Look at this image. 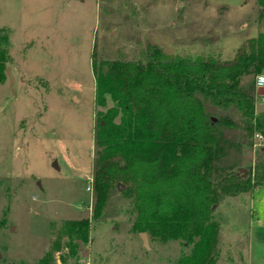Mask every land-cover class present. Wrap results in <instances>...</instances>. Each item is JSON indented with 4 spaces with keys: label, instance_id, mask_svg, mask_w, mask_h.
<instances>
[{
    "label": "rangeland",
    "instance_id": "374dc122",
    "mask_svg": "<svg viewBox=\"0 0 264 264\" xmlns=\"http://www.w3.org/2000/svg\"><path fill=\"white\" fill-rule=\"evenodd\" d=\"M0 28L11 57L0 80V264H178L181 241L146 233L143 246L125 186L94 215L96 127L114 103L97 104L92 64L144 61L149 45L169 59L230 61L264 33L258 0H0ZM262 148L229 149L214 179L247 174ZM217 212L216 264H264V186ZM83 219L89 240L72 252L61 231Z\"/></svg>",
    "mask_w": 264,
    "mask_h": 264
},
{
    "label": "trees",
    "instance_id": "16d2710c",
    "mask_svg": "<svg viewBox=\"0 0 264 264\" xmlns=\"http://www.w3.org/2000/svg\"><path fill=\"white\" fill-rule=\"evenodd\" d=\"M258 3L264 9V0ZM9 48L0 28V80ZM92 68L97 104L105 106L108 96L114 103L96 127L94 215L125 186L140 232L163 243L181 241L189 252L178 264H216L220 204L248 199L264 186V112H257L256 80L242 85L243 77L264 73V33L230 61L169 59L149 45L144 61L94 60ZM246 144L262 146V159L247 174L215 180L227 151ZM90 225L88 219L66 222L67 248L87 243Z\"/></svg>",
    "mask_w": 264,
    "mask_h": 264
},
{
    "label": "water",
    "instance_id": "95a60500",
    "mask_svg": "<svg viewBox=\"0 0 264 264\" xmlns=\"http://www.w3.org/2000/svg\"><path fill=\"white\" fill-rule=\"evenodd\" d=\"M8 71H9V69H7V72ZM257 95H258V97L264 96V90H263V88H258L257 89ZM257 112L258 113H263L264 112V104H258V106H257ZM122 189H123V186H120V190H122ZM140 238H141L142 242H144L143 243V246L146 249H150L147 234L146 233H141L140 234Z\"/></svg>",
    "mask_w": 264,
    "mask_h": 264
},
{
    "label": "built area",
    "instance_id": "2783aa9c",
    "mask_svg": "<svg viewBox=\"0 0 264 264\" xmlns=\"http://www.w3.org/2000/svg\"><path fill=\"white\" fill-rule=\"evenodd\" d=\"M256 88L257 89L258 88H263V90H264V73L261 74V75H258L256 77ZM261 98H262V102L264 104V96H262ZM92 183H93V181L90 183V186L88 187V191L89 192H94L93 191V184Z\"/></svg>",
    "mask_w": 264,
    "mask_h": 264
}]
</instances>
